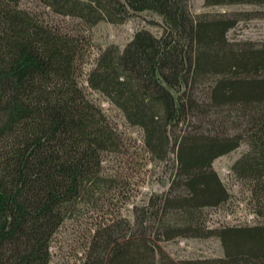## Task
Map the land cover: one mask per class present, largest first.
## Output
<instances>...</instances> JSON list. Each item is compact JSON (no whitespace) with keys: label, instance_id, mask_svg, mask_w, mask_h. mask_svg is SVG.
Masks as SVG:
<instances>
[{"label":"trees","instance_id":"1","mask_svg":"<svg viewBox=\"0 0 264 264\" xmlns=\"http://www.w3.org/2000/svg\"><path fill=\"white\" fill-rule=\"evenodd\" d=\"M20 1L0 0V264H49L59 226L110 180L104 154L124 137L88 90L139 129L151 159L175 146L176 166L167 192L93 230L79 264H264V46L227 38L238 17L193 15L188 0H41L77 19L69 28ZM145 11L161 18L160 33L107 45L83 79L90 28ZM241 143L231 171L263 220L207 226L204 208L229 199L212 162ZM211 236L222 256L175 260L158 244Z\"/></svg>","mask_w":264,"mask_h":264},{"label":"rangeland","instance_id":"2","mask_svg":"<svg viewBox=\"0 0 264 264\" xmlns=\"http://www.w3.org/2000/svg\"><path fill=\"white\" fill-rule=\"evenodd\" d=\"M19 5L33 11L49 21L65 22V27L73 28L77 19L59 16L50 12L41 0H21ZM190 12L198 14H225L238 17L236 24L227 32L232 42H247L256 47L264 46V4L251 2L205 4L204 0H188ZM161 18L151 12L135 14L123 23H110L99 20L88 31L89 47L83 64V76L93 65L99 52L107 45L119 48L131 39L138 29H147L153 34L160 33ZM89 96L104 110L108 119L117 125L124 137V146L113 153H105L104 174L110 180H102L84 202L75 205L50 240L49 264H79L85 257L93 230L102 223H108L120 215L131 218L133 206L148 203L150 197L167 192L176 166V147L170 146L165 160H153L144 151L141 132L129 126L122 114L99 93L88 90ZM247 149L245 143L228 153L218 156L212 162L221 181L229 192L227 202L204 208L207 226L219 224H255L263 219L252 210L248 185L236 179L231 171L234 161ZM162 250L175 260L188 257H219L223 248L216 237H175L158 242Z\"/></svg>","mask_w":264,"mask_h":264}]
</instances>
